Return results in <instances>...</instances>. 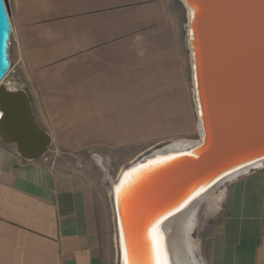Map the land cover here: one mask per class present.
<instances>
[{"label": "crops", "instance_id": "1", "mask_svg": "<svg viewBox=\"0 0 264 264\" xmlns=\"http://www.w3.org/2000/svg\"><path fill=\"white\" fill-rule=\"evenodd\" d=\"M5 1L6 88L27 93L50 149L109 153L189 131L179 0ZM225 192L208 263L264 264V164ZM107 229L82 171L23 161L0 141V264H111Z\"/></svg>", "mask_w": 264, "mask_h": 264}, {"label": "water", "instance_id": "2", "mask_svg": "<svg viewBox=\"0 0 264 264\" xmlns=\"http://www.w3.org/2000/svg\"><path fill=\"white\" fill-rule=\"evenodd\" d=\"M179 1L189 12L199 140L180 154H157L168 144L149 151L111 185L119 264L163 261L165 223L220 183L264 164V0ZM11 34L0 0V141L30 162L50 152L52 139L38 126L27 93L2 85L11 69Z\"/></svg>", "mask_w": 264, "mask_h": 264}, {"label": "rangeland", "instance_id": "3", "mask_svg": "<svg viewBox=\"0 0 264 264\" xmlns=\"http://www.w3.org/2000/svg\"><path fill=\"white\" fill-rule=\"evenodd\" d=\"M183 29L181 37V46L184 52V62L189 68L188 63V48H187V12L185 10ZM190 76V121L189 131L182 136L172 137H157L151 140L144 141L141 145L128 148L121 151L109 153H67L59 152L55 149H50V152L44 157L49 166L69 170L78 168L82 171L91 184V192L99 206V210L104 212L108 221L107 240L111 253V264H119V255L116 242V233L113 220V212L111 206L110 187L111 183L116 180L119 171L133 161L137 160L142 155L149 151L158 148L159 146L167 145L179 140L188 142H197L199 140V131L197 129V117L193 102L191 73ZM10 82V75L2 82L6 87ZM226 182L220 185L214 191V196L218 195L210 206L206 201L202 202L195 212V225L191 232V239L196 243L195 258L201 264L208 263V251L211 240V235L216 223L220 220L226 211L228 197L225 192Z\"/></svg>", "mask_w": 264, "mask_h": 264}, {"label": "bare ground", "instance_id": "4", "mask_svg": "<svg viewBox=\"0 0 264 264\" xmlns=\"http://www.w3.org/2000/svg\"><path fill=\"white\" fill-rule=\"evenodd\" d=\"M187 14L189 15V12ZM192 93H193V88H192ZM1 116L2 115L0 113V118ZM197 128H198V122H197ZM197 143L198 141L193 143L188 141L172 142L169 143L164 148V150L158 151L157 154H159L160 156L169 155V154H180L185 152L187 149L197 145ZM122 172H123V168L119 171L116 180L113 183H111L113 187L118 182ZM220 184L218 185V187L220 186ZM111 194L112 192H110V195ZM216 197H218V195L214 196V191L204 194L191 206H188L181 213H179L174 218L170 219L167 223H165L161 227L160 236L164 240L163 262L165 264H201L195 258L194 252L196 249V243L190 237L191 232L195 225V212L197 207L202 202L209 199L207 201V205L210 206Z\"/></svg>", "mask_w": 264, "mask_h": 264}, {"label": "snow or ice", "instance_id": "5", "mask_svg": "<svg viewBox=\"0 0 264 264\" xmlns=\"http://www.w3.org/2000/svg\"><path fill=\"white\" fill-rule=\"evenodd\" d=\"M117 191H119V189H117ZM126 264H127V261H126ZM157 264H164V262L162 260H157Z\"/></svg>", "mask_w": 264, "mask_h": 264}, {"label": "built area", "instance_id": "6", "mask_svg": "<svg viewBox=\"0 0 264 264\" xmlns=\"http://www.w3.org/2000/svg\"><path fill=\"white\" fill-rule=\"evenodd\" d=\"M9 73H10V71H9ZM9 73H8V75H9ZM6 78H7V77H6ZM4 80H5V79H4ZM4 80H3V81H4ZM3 81H2V82H3Z\"/></svg>", "mask_w": 264, "mask_h": 264}]
</instances>
